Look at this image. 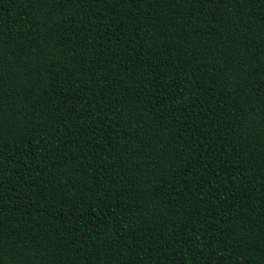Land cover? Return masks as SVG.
<instances>
[{"label": "trees", "instance_id": "obj_1", "mask_svg": "<svg viewBox=\"0 0 264 264\" xmlns=\"http://www.w3.org/2000/svg\"><path fill=\"white\" fill-rule=\"evenodd\" d=\"M0 264H264V0H0Z\"/></svg>", "mask_w": 264, "mask_h": 264}]
</instances>
